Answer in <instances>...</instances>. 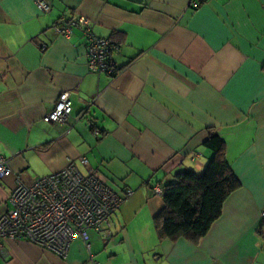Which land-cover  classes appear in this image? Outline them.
I'll return each mask as SVG.
<instances>
[{
	"label": "crops",
	"instance_id": "crops-1",
	"mask_svg": "<svg viewBox=\"0 0 264 264\" xmlns=\"http://www.w3.org/2000/svg\"><path fill=\"white\" fill-rule=\"evenodd\" d=\"M45 1L47 14L35 0H0V160L29 185L84 157L133 196L106 232H88L89 252L79 239L65 260L6 241L0 264H264V0ZM73 15L118 45L116 75L89 72L80 31L54 33ZM62 93L70 118L46 124ZM212 133L240 187L198 243L160 239L152 189L200 174ZM13 187L0 181V217Z\"/></svg>",
	"mask_w": 264,
	"mask_h": 264
},
{
	"label": "built area",
	"instance_id": "built-area-1",
	"mask_svg": "<svg viewBox=\"0 0 264 264\" xmlns=\"http://www.w3.org/2000/svg\"><path fill=\"white\" fill-rule=\"evenodd\" d=\"M35 4L42 14L50 11L45 0H35ZM52 29L64 37L74 30L80 31L86 41L89 72L116 75L111 55L118 51V46L97 36L87 18L61 16ZM71 110L69 94L62 93L43 122L65 124ZM94 135L99 137V132L95 130ZM10 177L14 187L8 197V208L0 217V252L6 241H23L65 260L76 239L89 252L88 232H106L111 217L133 196L130 189L114 190L90 168L84 157L68 160L62 170L29 185L12 173L7 161L0 160V181ZM152 192L161 195L162 189L155 186ZM260 217L264 220V210Z\"/></svg>",
	"mask_w": 264,
	"mask_h": 264
},
{
	"label": "trees",
	"instance_id": "trees-1",
	"mask_svg": "<svg viewBox=\"0 0 264 264\" xmlns=\"http://www.w3.org/2000/svg\"><path fill=\"white\" fill-rule=\"evenodd\" d=\"M204 146L212 154L204 170L200 174L179 172L162 188L164 207L154 219L160 239L198 243L221 216L226 199L240 187L224 158L218 135L209 134Z\"/></svg>",
	"mask_w": 264,
	"mask_h": 264
}]
</instances>
